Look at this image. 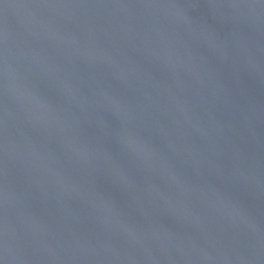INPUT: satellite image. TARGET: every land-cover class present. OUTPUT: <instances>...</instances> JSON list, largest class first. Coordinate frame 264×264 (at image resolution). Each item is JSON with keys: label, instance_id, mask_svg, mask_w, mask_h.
I'll use <instances>...</instances> for the list:
<instances>
[{"label": "water", "instance_id": "95a60500", "mask_svg": "<svg viewBox=\"0 0 264 264\" xmlns=\"http://www.w3.org/2000/svg\"><path fill=\"white\" fill-rule=\"evenodd\" d=\"M0 264H264V0H0Z\"/></svg>", "mask_w": 264, "mask_h": 264}]
</instances>
